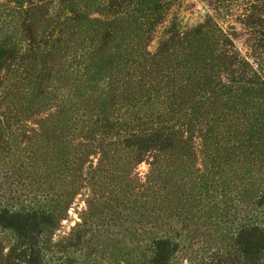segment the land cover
Returning a JSON list of instances; mask_svg holds the SVG:
<instances>
[{
  "label": "trees",
  "instance_id": "obj_1",
  "mask_svg": "<svg viewBox=\"0 0 264 264\" xmlns=\"http://www.w3.org/2000/svg\"><path fill=\"white\" fill-rule=\"evenodd\" d=\"M178 1L0 0L2 15L12 6L21 36L14 48L0 46V69L17 62L32 102L54 101L55 109L32 137L21 134L23 120L7 123L0 113V160H48L50 124L62 160L146 162L144 181L131 187L145 205L169 195L163 176L188 173L223 191L234 173L264 183V0H211L204 22L152 49ZM55 218L0 208V264H43L40 229ZM250 223L224 264H264L259 211ZM8 230L10 246L1 237ZM177 247L154 239L150 264H171Z\"/></svg>",
  "mask_w": 264,
  "mask_h": 264
},
{
  "label": "rangeland",
  "instance_id": "obj_2",
  "mask_svg": "<svg viewBox=\"0 0 264 264\" xmlns=\"http://www.w3.org/2000/svg\"><path fill=\"white\" fill-rule=\"evenodd\" d=\"M210 2L179 0L159 28L152 49L170 32L204 22L212 13ZM10 7L0 13V46L14 48L21 36ZM22 72L17 62L0 69V113L7 123L23 120L21 134L32 137L55 112L54 101L39 98L33 103L30 89H23L27 83ZM49 125L42 137L48 160H0V208L56 216L51 227L40 229L43 252L48 255L43 264H150L152 242L163 237L178 246L171 264H224L236 258L234 239L240 226L251 224L258 211L264 218V206L258 207L264 202V183L259 186L252 174L242 180L234 173L224 191L216 185H200L188 173L163 176L162 182L169 185L168 199L157 207L145 205L131 187L144 181L149 171L146 162L133 166L127 160L100 165L99 160H62L55 139L59 134L49 131ZM81 166L83 175L78 171ZM1 237L6 246L15 243L12 231Z\"/></svg>",
  "mask_w": 264,
  "mask_h": 264
}]
</instances>
